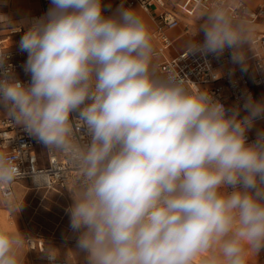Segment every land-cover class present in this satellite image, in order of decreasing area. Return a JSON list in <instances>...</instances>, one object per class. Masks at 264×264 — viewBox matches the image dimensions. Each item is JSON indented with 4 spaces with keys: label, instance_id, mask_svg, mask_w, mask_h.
<instances>
[{
    "label": "clouds",
    "instance_id": "clouds-1",
    "mask_svg": "<svg viewBox=\"0 0 264 264\" xmlns=\"http://www.w3.org/2000/svg\"><path fill=\"white\" fill-rule=\"evenodd\" d=\"M3 25L15 23L0 13ZM252 41L247 11L215 0L186 47L230 49L247 70ZM19 47L31 79L21 82L9 51L0 52V109L77 171L66 211L82 264H250L264 249V130L251 143L247 136L264 118V99L248 94L241 116L240 106L161 73L143 18L123 5L105 15L102 0H50ZM25 176L0 150V196L19 212L24 203L8 190ZM30 239L0 226V264H25Z\"/></svg>",
    "mask_w": 264,
    "mask_h": 264
},
{
    "label": "built area",
    "instance_id": "built-area-1",
    "mask_svg": "<svg viewBox=\"0 0 264 264\" xmlns=\"http://www.w3.org/2000/svg\"><path fill=\"white\" fill-rule=\"evenodd\" d=\"M214 2L215 0H102L105 15L113 14L123 5L147 16L154 45L155 63L161 73L172 72L179 75L194 93L208 89L214 98L227 108L240 106V115L243 116L246 115L243 104L248 94H251L255 100L264 99V31L252 29L253 41L249 50L247 70H243L239 64L232 61L230 49H226L220 56L213 53H188L186 46L174 53L170 52L174 43L171 32L179 28L180 32L176 37L188 35L192 38L203 13ZM227 2L237 15L241 10H246L249 24L264 21V0H260L255 6H250L246 0H227ZM49 7L50 0H38L37 9L27 16L25 22L16 24L7 32H0V52L9 51L8 64L23 83H29L31 77L24 71L27 53L20 50L19 42L30 22L45 15ZM198 39H203L202 32ZM73 124L79 143L82 145L88 143L82 124L76 120ZM257 132L249 130L247 133L249 143L256 139ZM0 150L8 152L26 172L25 178L16 181L8 190L10 200L14 199L16 185L23 189L56 192L76 188L78 173L66 156L47 150L22 126L15 125L2 109H0ZM34 175L44 178L42 186L39 187L33 182ZM3 191L0 189V193ZM0 201L4 202L2 196ZM24 233L31 237L27 243L29 248L42 254L41 264H52L45 254L48 251L45 249L42 237L28 229ZM55 257L57 258L55 264H68L64 259Z\"/></svg>",
    "mask_w": 264,
    "mask_h": 264
},
{
    "label": "rangeland",
    "instance_id": "rangeland-1",
    "mask_svg": "<svg viewBox=\"0 0 264 264\" xmlns=\"http://www.w3.org/2000/svg\"><path fill=\"white\" fill-rule=\"evenodd\" d=\"M38 6V0H0V13L12 18L15 25L27 20V16L33 13ZM144 21L148 18L137 12ZM14 25V26H15ZM14 26H0V32H6ZM149 27V26H148ZM263 27V26H262ZM263 127L262 123H257ZM75 189L59 192L52 190L23 189L16 185L14 199L16 204L24 203L19 212L18 207L7 206L0 201V226L21 232L26 229L33 234L42 237L45 249L55 256L64 259L68 264H82L83 254L78 258L72 250L76 248L77 234L70 228V218L66 209L72 203V194ZM25 264H41L43 256L37 250L24 248ZM250 264H264V249L258 256L251 258Z\"/></svg>",
    "mask_w": 264,
    "mask_h": 264
},
{
    "label": "crops",
    "instance_id": "crops-1",
    "mask_svg": "<svg viewBox=\"0 0 264 264\" xmlns=\"http://www.w3.org/2000/svg\"><path fill=\"white\" fill-rule=\"evenodd\" d=\"M250 6H255L257 5L258 2H260V0H246ZM140 12V11H138ZM142 13V12H140ZM145 15V14H144ZM146 16V15H145ZM147 17V16H146ZM144 20V19H143ZM145 23L149 26L150 25V22L149 20L145 19ZM250 26L253 30H256V31H264V21H261V22H257V23H250ZM263 26V27H262ZM7 32V31H6ZM180 32V29H175L171 32V35L174 37V43H173V47L172 49L170 50V52L174 53L176 52L177 50H179L180 48L184 47L187 45V42L191 39L190 36L188 35H184V36H180V37H176ZM263 120V121H261ZM261 121V122H259ZM257 123H262L264 125V118H260L258 119L252 130H254L255 132L257 131H260V130H264V126L261 127L259 126Z\"/></svg>",
    "mask_w": 264,
    "mask_h": 264
},
{
    "label": "bare ground",
    "instance_id": "bare-ground-1",
    "mask_svg": "<svg viewBox=\"0 0 264 264\" xmlns=\"http://www.w3.org/2000/svg\"><path fill=\"white\" fill-rule=\"evenodd\" d=\"M261 121H263V120H261ZM261 121H259V122H261ZM197 264H198V259H197Z\"/></svg>",
    "mask_w": 264,
    "mask_h": 264
}]
</instances>
